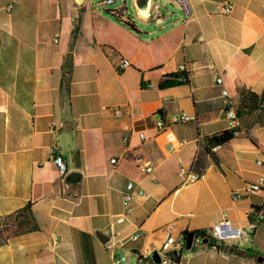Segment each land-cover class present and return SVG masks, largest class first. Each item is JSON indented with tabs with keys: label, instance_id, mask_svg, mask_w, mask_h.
<instances>
[{
	"label": "crops",
	"instance_id": "obj_1",
	"mask_svg": "<svg viewBox=\"0 0 264 264\" xmlns=\"http://www.w3.org/2000/svg\"><path fill=\"white\" fill-rule=\"evenodd\" d=\"M98 2L0 0V216L32 202L39 224L0 244V264H116L115 254L125 255L120 264H264L256 216L264 190H249L264 177V119L245 114L231 141L210 153L202 145L229 129L227 103L239 106L241 87L264 91V0H192L189 19L171 0H149L145 10L136 0ZM224 4L229 13H212ZM125 59L132 64L121 68ZM183 63L189 82L161 88ZM180 112L197 121L159 131L152 118ZM54 143L66 174L53 162ZM182 166L204 177L183 183ZM129 182L151 197L126 213ZM222 210L237 225L257 221L250 240L212 247L195 236L190 253L163 261L167 224L181 239L208 231ZM120 214L114 229L142 234L111 251L96 233Z\"/></svg>",
	"mask_w": 264,
	"mask_h": 264
},
{
	"label": "built area",
	"instance_id": "obj_2",
	"mask_svg": "<svg viewBox=\"0 0 264 264\" xmlns=\"http://www.w3.org/2000/svg\"><path fill=\"white\" fill-rule=\"evenodd\" d=\"M116 0H99L98 5L99 6H107L115 3ZM174 2L180 9L181 15L185 19H189L193 16L194 13V5L192 0H171ZM12 5H9V8H11ZM233 8V5L231 4H224L219 5L217 8H215L212 13H229ZM1 11V8H0ZM131 62L127 59L123 60L121 64V68H125L128 66H131ZM179 71L186 72L187 71V64L183 63L179 65ZM223 82V79L221 76L217 78V83L221 84ZM222 95L224 97H228L229 93L227 89H224L222 91ZM105 108V107H104ZM116 114L121 115L122 110L116 109ZM226 115L229 120V129H237L240 125V119L237 114V109L234 108L229 101L227 103V109H226ZM153 120L155 121L156 127L159 131L165 130L169 128L173 124L177 123H189V122H196L197 117L195 115L188 114L186 112H180L173 114L169 120H165L162 118L161 115L154 114L152 116ZM141 138H145L144 133H140ZM183 142H181V145ZM220 145H214L212 150H216L219 148ZM171 149H174V147H171ZM50 154L52 156L53 162L58 167L61 173L66 174L68 171L67 163L56 143L52 144L50 146ZM142 159H139V162H141ZM116 159H112V162H115ZM259 164H264L263 161L259 160ZM141 169L149 174L152 173L154 170V166L150 162H145L143 164H140ZM180 176L183 180V183H194L200 180L202 177H204V173L197 172L193 169H189L186 167L180 168ZM154 182H157V178H153ZM249 190L251 192H257V191H263L264 190V177H260L257 181L251 183L249 185ZM237 193H234L233 196L236 197ZM137 197H142L144 199H149L151 197V194L147 193L142 188H136L134 182H129L126 186V189L123 192V204L126 208V213H129L132 211V203L136 200ZM256 216L258 219L264 221V198L262 205L257 208ZM125 220V215L120 214L117 216L114 223H112L104 232L109 236V240L105 242V245L107 249L111 251H115L123 246L129 241V240H137L141 234V230H137L134 233L124 235L121 231L114 229V224L116 223H122ZM257 221L254 220H248L245 225H237L235 224L228 215L227 210L221 211V217L220 219L215 222L208 231H206L207 235H210L212 240L214 242H220L228 239H241L248 241L251 238L253 230L256 228ZM166 232V240L162 247V250L165 251V253H170L169 255L165 256L163 261L165 263L171 262L177 259L180 255V250L186 247V241L184 239V235L181 239H177L173 235V232L175 231V224L169 223L167 224L164 229ZM175 245V246H173ZM173 247H176V250L173 251ZM125 260V255L123 254H115L114 255V262L116 264H120Z\"/></svg>",
	"mask_w": 264,
	"mask_h": 264
},
{
	"label": "trees",
	"instance_id": "obj_3",
	"mask_svg": "<svg viewBox=\"0 0 264 264\" xmlns=\"http://www.w3.org/2000/svg\"><path fill=\"white\" fill-rule=\"evenodd\" d=\"M109 14L119 19V13L121 11L107 10ZM126 23V22H125ZM134 28L133 25L126 23ZM189 82V76L186 72H173L163 76L160 82L161 88L176 86ZM239 119L245 114L259 112V118L264 119V91L257 93L248 87H241L240 89V103L236 108ZM237 129H226L218 133H214L209 136L203 137L202 145L205 153H210L214 145H224L231 141L236 133ZM33 203L29 202L23 207L16 209L15 211L0 216V244L6 243L10 238L39 230V224L33 213ZM256 209V208H255ZM257 211V209H256ZM189 231H184V239L186 241V235ZM196 237L199 239H208V244L212 247H219L213 242L210 235H207L205 230H195Z\"/></svg>",
	"mask_w": 264,
	"mask_h": 264
},
{
	"label": "water",
	"instance_id": "obj_4",
	"mask_svg": "<svg viewBox=\"0 0 264 264\" xmlns=\"http://www.w3.org/2000/svg\"><path fill=\"white\" fill-rule=\"evenodd\" d=\"M149 0H136L137 5L139 6V8L141 9H146L147 8V4H148ZM75 173H73V175L71 177H74ZM96 235L99 237V239L105 243L107 240H109V236L104 232V231H97ZM196 236L195 231H190L187 235H186V248L190 249L192 247L194 238ZM204 242H208V239H205ZM153 260L156 263H161V255L158 251H155L152 255Z\"/></svg>",
	"mask_w": 264,
	"mask_h": 264
},
{
	"label": "rangeland",
	"instance_id": "obj_5",
	"mask_svg": "<svg viewBox=\"0 0 264 264\" xmlns=\"http://www.w3.org/2000/svg\"><path fill=\"white\" fill-rule=\"evenodd\" d=\"M117 5H118V3H113V4H111V5H108V7H109V8H115ZM186 251H187L188 253L191 252L190 249H186Z\"/></svg>",
	"mask_w": 264,
	"mask_h": 264
}]
</instances>
